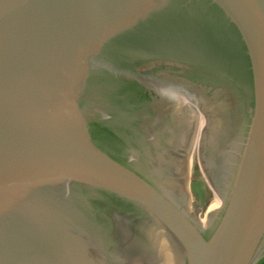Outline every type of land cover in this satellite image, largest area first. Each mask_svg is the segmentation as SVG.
<instances>
[{
  "label": "water",
  "instance_id": "water-1",
  "mask_svg": "<svg viewBox=\"0 0 264 264\" xmlns=\"http://www.w3.org/2000/svg\"><path fill=\"white\" fill-rule=\"evenodd\" d=\"M175 88L208 113L223 101L247 115L206 223L179 165L204 167L202 129L187 159L169 154L191 128L177 122ZM262 253L264 0H0V264H255Z\"/></svg>",
  "mask_w": 264,
  "mask_h": 264
},
{
  "label": "flooded vegetation",
  "instance_id": "flooded-vegetation-1",
  "mask_svg": "<svg viewBox=\"0 0 264 264\" xmlns=\"http://www.w3.org/2000/svg\"><path fill=\"white\" fill-rule=\"evenodd\" d=\"M174 93L177 95L174 96L178 97L175 101L179 104L177 108V122L182 121L184 118H189L191 128L190 133L188 134L189 140L186 145L174 146L169 151L171 160H173L175 164L177 161H184L187 159L198 130V117H202L204 124L202 127V133L199 134V154L204 163V167L207 170L209 179H212L216 196L222 197L224 192L221 186H219V183L221 174L226 172L225 168L227 167V161L225 160L228 158V155L232 156V168H234V165L239 162V157L244 151V144L246 142L245 137L248 131L245 110L244 108L241 110L236 108L234 110L233 108L231 111L227 108L225 102L220 101L219 106L215 110V114H212L211 112L208 113L205 103L203 102L201 95L198 93L191 92L184 88H175ZM188 105H190L191 108H188ZM206 114L208 117L205 118ZM213 125H217L218 127L214 130L217 131L214 135L217 139V143L219 142L217 148L214 149L206 146V140L210 137L208 132L211 133L210 128L213 127ZM166 127L167 126L164 124L162 127L164 128L163 131H165ZM230 163H228V165ZM174 164L172 167H174ZM172 175L175 177L173 171Z\"/></svg>",
  "mask_w": 264,
  "mask_h": 264
},
{
  "label": "rangeland",
  "instance_id": "rangeland-1",
  "mask_svg": "<svg viewBox=\"0 0 264 264\" xmlns=\"http://www.w3.org/2000/svg\"><path fill=\"white\" fill-rule=\"evenodd\" d=\"M198 122H201L200 118L198 119ZM179 165L183 167L182 171L187 172L182 175L183 181L187 188L195 193L200 207L199 215H203L204 220H206L209 215V199L215 194V188L209 182L207 170L200 162L179 163ZM263 254L264 253H262V255Z\"/></svg>",
  "mask_w": 264,
  "mask_h": 264
},
{
  "label": "crops",
  "instance_id": "crops-1",
  "mask_svg": "<svg viewBox=\"0 0 264 264\" xmlns=\"http://www.w3.org/2000/svg\"><path fill=\"white\" fill-rule=\"evenodd\" d=\"M255 264H264V254L258 258Z\"/></svg>",
  "mask_w": 264,
  "mask_h": 264
},
{
  "label": "bare ground",
  "instance_id": "bare-ground-1",
  "mask_svg": "<svg viewBox=\"0 0 264 264\" xmlns=\"http://www.w3.org/2000/svg\"><path fill=\"white\" fill-rule=\"evenodd\" d=\"M198 118H200V117H198ZM182 121H183L184 123H186V124H190V123H189V118H184ZM198 124H199L198 126L202 129V124H201V123H198ZM207 220H208V219H207ZM207 220H205V223H206Z\"/></svg>",
  "mask_w": 264,
  "mask_h": 264
}]
</instances>
